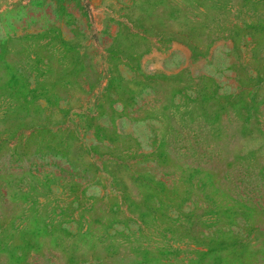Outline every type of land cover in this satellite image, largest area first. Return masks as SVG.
Returning <instances> with one entry per match:
<instances>
[{"label":"rangeland","instance_id":"obj_1","mask_svg":"<svg viewBox=\"0 0 264 264\" xmlns=\"http://www.w3.org/2000/svg\"><path fill=\"white\" fill-rule=\"evenodd\" d=\"M0 264H264V0H0Z\"/></svg>","mask_w":264,"mask_h":264}]
</instances>
